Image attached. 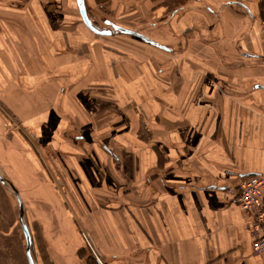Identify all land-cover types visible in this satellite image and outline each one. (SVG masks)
<instances>
[{
    "label": "crops",
    "instance_id": "0c3cea01",
    "mask_svg": "<svg viewBox=\"0 0 264 264\" xmlns=\"http://www.w3.org/2000/svg\"><path fill=\"white\" fill-rule=\"evenodd\" d=\"M49 2L0 0V104L34 139L30 153L0 116V174L31 220L36 264H82L77 228L102 264H264L252 218L225 191L264 175L262 0H129L177 40L122 24L171 48L158 60L157 46L133 34L76 35L63 28L74 16L54 18ZM123 37L133 45L121 48ZM65 41L86 48L57 58ZM4 193L0 264H28L22 234L9 235Z\"/></svg>",
    "mask_w": 264,
    "mask_h": 264
},
{
    "label": "rangeland",
    "instance_id": "374dc122",
    "mask_svg": "<svg viewBox=\"0 0 264 264\" xmlns=\"http://www.w3.org/2000/svg\"><path fill=\"white\" fill-rule=\"evenodd\" d=\"M46 1H48V0H46ZM105 1L110 6L111 11H104V10L101 11L98 8L99 2H105ZM64 2H66V0H54V4H52L50 2H49V4L47 3L48 11L54 13V18H60L61 16H64L66 14H69V15L72 14V16H74V19L73 18L70 19V21H71L70 23L69 22L68 23L64 22L65 24L67 23V24H70V25L69 26H64L63 28L67 29V27H68L67 30H71V29L74 28V32H75L76 35H79L78 28L80 30L83 29L84 31H81V32H83V33H85L87 35L89 34L90 38L95 39L96 36H94V34H96V33L92 32L82 22L81 17L78 14L79 13L78 10H77L78 8H76L77 5L75 6L74 10L73 9H68L67 5ZM89 2L92 3V4H90L91 5L90 9H89V6H87V13H88L90 19L93 21V23L98 25L101 28H103V25L105 24L104 21H106L105 28L106 29H113V30H114L113 25H118V26H121V27H124V28H126V27L123 26L122 24H127L129 26H134V27H137V26L141 25L142 27H144L145 30H147L149 32V34H151L153 36V38L154 37L158 38L161 42H164L166 44H170V45H176L177 44V40L176 39H174V38L170 39L169 37H165L164 36L165 33L163 34V32L161 31L160 27L157 28L158 30H153V26L151 25L152 23L150 21H147V20L150 19L149 15H151V13L150 14L145 13V15L144 14L142 15V13L140 11L135 10V8L128 3L129 0L128 1L119 0V4L116 3L115 0H101V1L100 0H95V3L92 0H90ZM120 5H122L123 7H121ZM60 21L61 20H59V22ZM61 40H63V38ZM41 41L44 42L43 37H41ZM118 41H120V45H122L121 48L122 47H127L128 44L133 45L132 42H129L128 39L124 38V37L122 39H119ZM123 43H125L126 46H123ZM79 44L81 46L77 47L78 45L75 44V47H74L72 44L67 46L66 41L64 43L62 42V44H59L60 46L57 47V48H61V51L57 52V56L56 57L57 58L62 57V58L65 59L66 55L72 54L73 57L76 58L77 50L68 49L69 52L66 53L65 52L66 49H63V48H83V47L86 48L85 46H83V44H85V43H79ZM158 44H160V43H158ZM94 45H95V47H93V48H97L96 46L99 45V43L98 42H94ZM160 45H163V44H160ZM90 48H92V47H90ZM170 49L171 48L163 49V48H157L156 47V49H155L156 53H155V51H151L150 52L151 58L156 59V60H158L157 58H160V59L162 57L166 58V57H168L169 53L165 52V50L169 51ZM153 52H154V54H152ZM146 55H147V57H149L148 53ZM158 55L161 56V57H159ZM176 55H177V53H176ZM165 58H162V59H165ZM159 61H161V60H159ZM162 66L163 65H161V64L159 66H155L156 69H155L154 73H155V75L160 76V78L163 77L164 73H165L162 70ZM16 72H17V76L18 77L14 76L13 79L19 81L20 80L19 77H21L20 75L22 73L20 72V70H17ZM47 76H49L48 72H47ZM100 86L101 85L99 84V82H97L95 85H92L93 88L100 87ZM0 116L2 117L4 123L8 124V126L10 127L9 128L10 131L8 132V134L6 133L8 138L11 140V138L14 137V139H15L16 136H17L16 134H19V136H20L19 139H22L23 143H25V145L28 147L27 150L30 153H32L33 140H34L33 139V135L31 133H27V132H24V131L18 129L17 128V124L14 123V120H12L10 118L9 113L6 111L4 106L1 105V104H0ZM48 152H47V155L50 156L48 154ZM37 159H39V162L41 163L40 165H41L42 169H44L48 165V164H46V166L44 165L43 159H40V158H37ZM45 159L47 160V157ZM60 162L61 161L59 159L54 158L52 160V164H54V168H58L59 166H62V163H60ZM57 174L61 178V179L59 178V181H61L63 179L62 174H60L59 172ZM2 177H3L4 180H6V182L12 184V182L6 176L2 175ZM62 181L65 182V180H62ZM53 182H54V180H53ZM0 187L5 192L3 198H5V200H6L5 201L6 205H7L6 208L10 212V215H11L10 220H13L12 221L13 225H12V228L10 229L9 235L10 236L13 235L16 238H20V236H21L20 233L22 234V236H23V233H22V230H21L20 223L18 221L17 200H16L14 194L10 192V187H9V185L7 183L5 185H2L0 183ZM59 200L62 203L63 208L67 209L66 199L64 197H59ZM39 208H41V207H39ZM24 210H25V208H24ZM8 215H9V213H8ZM27 218L28 217H27V214H26V211H25L24 220L27 223V225L29 227V230H30V233H31V236H32V232H31V229H30V226H29L30 223H28V221H31V220L30 219L28 220ZM33 224L35 226V223H33ZM2 230H4V228H2ZM77 230H78V233H79L78 235H79L80 239L82 240V245H81L82 247H81L80 251H78V259L80 261L79 263L83 264V262H84V264L85 263L86 264H93V263L94 264H98L99 262L95 260L91 250L89 249V247L87 246V244H86V242H85V240L83 238L84 231L82 229H80V228H77ZM34 231L37 232L38 231L37 228L34 227ZM86 235H87V239L89 238V240H90V242H91V244H92V246L94 248L95 253L97 254V256H99L98 252H97V248L94 245V243L92 242V239H90L88 234H86ZM38 247H39L38 249H41L43 251V245L42 244H39ZM33 248H34V245H33ZM34 254H35V252H34ZM99 258H100V256H99ZM101 262H102V260H101Z\"/></svg>",
    "mask_w": 264,
    "mask_h": 264
},
{
    "label": "built area",
    "instance_id": "2783aa9c",
    "mask_svg": "<svg viewBox=\"0 0 264 264\" xmlns=\"http://www.w3.org/2000/svg\"><path fill=\"white\" fill-rule=\"evenodd\" d=\"M262 4L264 7V0ZM225 191L234 198L242 211L252 218L248 226L251 247L255 254L264 257V175H248L235 186L226 187ZM83 238L95 260L102 264L86 233L83 234Z\"/></svg>",
    "mask_w": 264,
    "mask_h": 264
},
{
    "label": "water",
    "instance_id": "95a60500",
    "mask_svg": "<svg viewBox=\"0 0 264 264\" xmlns=\"http://www.w3.org/2000/svg\"><path fill=\"white\" fill-rule=\"evenodd\" d=\"M76 1V5L78 8V12L79 15L81 17L82 22L94 33L98 34V35H110L112 33V31L110 29H104L99 27L98 25L94 24L93 21L90 19L86 7H85V2L84 0H75ZM114 28V32H122V33H126V34H133L138 36L140 39L154 44L159 48H163V49H167V47H165L164 45H160L157 42L153 41L152 39L136 33L135 31H132L130 29L118 26V25H113ZM264 90L263 86H259ZM0 183L2 185H5L6 183L9 185L10 187V192L14 194L16 200H17V205H18V221L20 223L21 226V230L23 233V238H24V252L28 261V264H36V259H35V254H34V248H33V242H32V236L29 230V227L27 225V223L25 222L24 218H25V210H24V206H23V202L22 199L19 195V192L17 191V189L14 187L13 184L6 182V180L3 179L2 175L0 174Z\"/></svg>",
    "mask_w": 264,
    "mask_h": 264
},
{
    "label": "flooded vegetation",
    "instance_id": "af4514ba",
    "mask_svg": "<svg viewBox=\"0 0 264 264\" xmlns=\"http://www.w3.org/2000/svg\"><path fill=\"white\" fill-rule=\"evenodd\" d=\"M104 23H105V24L103 25V28L106 29V28H105L106 21H104ZM110 30L112 31V33H115L113 29H110ZM112 33H111V34H112Z\"/></svg>",
    "mask_w": 264,
    "mask_h": 264
}]
</instances>
